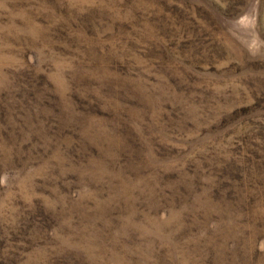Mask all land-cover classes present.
<instances>
[{"label":"rangeland","instance_id":"obj_1","mask_svg":"<svg viewBox=\"0 0 264 264\" xmlns=\"http://www.w3.org/2000/svg\"><path fill=\"white\" fill-rule=\"evenodd\" d=\"M0 264H264V0H0Z\"/></svg>","mask_w":264,"mask_h":264}]
</instances>
